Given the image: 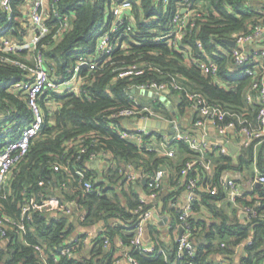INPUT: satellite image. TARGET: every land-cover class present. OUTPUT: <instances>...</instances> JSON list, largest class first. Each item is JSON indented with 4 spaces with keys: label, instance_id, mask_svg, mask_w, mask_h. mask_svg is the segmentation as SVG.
<instances>
[{
    "label": "trees",
    "instance_id": "1",
    "mask_svg": "<svg viewBox=\"0 0 264 264\" xmlns=\"http://www.w3.org/2000/svg\"><path fill=\"white\" fill-rule=\"evenodd\" d=\"M2 2L0 0V48L4 39L26 41L29 23L26 9L30 0H10L11 20ZM112 3L113 0H60L57 4L51 1L48 24L53 33L61 26L55 10L70 16L69 29L57 40L52 36L45 37L29 60L27 51L6 54L13 60L33 65L34 57L41 51L45 68L59 79L68 75L78 56L97 59L98 68L91 73L88 67L82 69V94H53L51 98L44 95L40 99L44 124L32 140L24 160L14 168L9 186L5 189L0 185L2 213L17 222V225L7 224V235L0 240L5 243L0 249V264H115L121 257L117 253L118 239L139 264H188L187 260L177 259L176 239L171 247H167L161 237L162 233L165 236L164 232L158 231L153 223L149 224L146 237L155 245V252L146 254L136 248L132 241L139 215L134 212L141 205L143 196L157 192L156 212L168 214L173 219L171 230L179 233L180 228H177L184 220L178 206L184 205L186 181L196 176L199 178V196L187 220L193 228L197 250L194 264H264V186H255L252 193L246 192L237 199L241 209L258 204V217L243 219L239 215L234 221L217 207V203L226 198L224 190L219 188L213 195L206 188L208 183L219 186L224 173L250 165L256 142L246 147L248 152L241 155L235 165L232 156L221 155L218 163L212 162L211 173L202 172V166L198 165V172L190 171L184 179L181 172L186 164L200 157L187 143H172L177 146L176 159L138 148L134 142L119 136L114 127L120 123L112 117L119 108L131 104L130 87L149 81L164 82L169 76L179 74L185 89L172 91L178 105L177 113L168 108L165 110L170 117L176 115L182 122L183 131L190 130L197 135L192 128L200 129L195 126L200 117L194 110L193 94H200L208 103L255 123L259 102L253 108L248 106L246 93L251 90L258 98L252 85L259 79L262 69L251 75L239 68L237 75L232 76L229 67L234 64L233 48L226 40L250 34L257 25H264V0H199L193 5L195 12L191 20L194 25L188 27L179 50L170 48L165 40L158 38L170 29L172 17L181 11V0L167 3L164 0H137L127 12L132 17L133 30L122 37L112 56H101L97 54L98 39L101 26L111 20L108 13ZM198 13L202 16L198 17ZM104 19L106 22L98 26ZM123 44L127 45L125 49ZM196 60L214 61L219 67L218 80L205 77ZM123 66L142 67L146 72L141 76L118 79L115 70ZM26 79L21 68L0 61V141L3 140L0 154L8 139L17 140L23 128L33 122L27 91L17 87ZM189 110L192 112L190 117L187 116ZM232 121L238 124L236 118L229 116L223 121L217 119L218 124ZM155 135L161 138L162 134ZM82 148H87L88 152L81 154ZM215 151L208 150L206 154L211 159ZM94 152L107 154L104 158L106 172L101 173L90 166L88 157ZM254 163L264 174L262 160L255 158ZM56 165L59 170H55ZM128 166L144 174L145 179L129 180ZM162 169L164 176L160 188H151L152 177ZM86 182L92 183L94 192L85 191ZM31 197L59 201L60 205H67V211L33 210L23 216L21 205ZM71 204L75 206L69 208ZM202 209L214 215V223L195 216ZM98 225L101 229L92 240L90 252L82 253L87 236L75 235L77 230ZM242 244L245 245L243 254L236 260V250ZM68 248L74 249L75 256L70 258L63 254Z\"/></svg>",
    "mask_w": 264,
    "mask_h": 264
},
{
    "label": "built area",
    "instance_id": "2",
    "mask_svg": "<svg viewBox=\"0 0 264 264\" xmlns=\"http://www.w3.org/2000/svg\"><path fill=\"white\" fill-rule=\"evenodd\" d=\"M51 1L54 4H57L60 0H30L26 9V14L29 17L27 30H32L33 36L29 42H27V34L26 41L24 42L4 39L1 43L0 51L2 52L0 53V61L10 62L26 73V82L17 85V87L21 86L26 89L28 96L27 103L33 114V122L23 128L21 135L17 140L8 139L0 154V185L5 187V189L9 186L8 183L14 172V168L24 160L32 140L38 135L44 124V115L40 106V99L44 95H47V98H51L53 94H82V69L88 67L89 73H91L98 68L97 59L93 60V58L78 56L77 62L69 70L68 75L63 79H59L54 77V74L51 73L49 69L45 68V60L41 51H39L34 57L33 65L21 63L7 56L8 54L16 55L22 51H27V58L29 60L31 59L32 53L37 50L39 43L45 37L52 36V39L57 40L64 31L69 29L71 26L70 16L61 15L58 10H55V17L61 22V26L60 29L53 33V28L48 24L49 6ZM136 1L137 0H113L112 7L108 13V17L111 18V20H108V22L102 26L100 37L98 39L97 54H100L101 56H112L118 49L122 37L128 35V33L133 30L132 17H130L127 12L132 10L133 4ZM168 1L169 0H164L165 3ZM198 1L199 0H181V11L176 12L172 17L170 21V29L164 35L159 37L158 40H165L170 48L179 50V46H181L180 44H182V41L187 34L188 27L194 25V22L191 20L195 12L193 5ZM2 6L7 12H9V19L11 20L12 8L10 0H3ZM197 15L198 17L202 16L200 13ZM263 36L264 25H257L252 33L236 35L234 38L236 46L232 51L233 62L239 68L245 69L248 74H256V67L260 58L264 60V49L255 46ZM126 47L127 45L123 44V48L125 49ZM199 47L202 48V45L199 44ZM184 54L186 55V52H184ZM195 63L205 77L218 80L219 67L214 61L209 60L208 63H205L196 60ZM115 71L117 72V78L119 79L134 75H144L146 69L137 66H123ZM179 78H181L180 75L175 74L174 76H169L164 82L149 81L130 87L131 104L128 107L119 108L112 117L116 118L120 123V125L114 127V130L119 136L122 139L134 142L138 148L146 149L148 151H157L163 155L169 156L174 141H183L187 143L195 153L199 154L200 157L199 159H194L187 163L186 167L182 170L181 175L186 179L190 171L198 172V169L196 168L198 165L202 166V172L207 174L211 173L213 171V161L208 157L206 152L208 150H216L215 152H219L221 155H228L226 147L213 144L208 139L207 134L199 137L193 135L190 130L183 131L182 122H180L174 114L173 117L168 116L165 110V108L168 107L159 99L153 98L151 104H142L135 100V95L132 92L133 90H138L139 92H153L160 96L167 94V98L171 103L176 105V110H178V105L173 100L172 91L177 92L185 89L180 83ZM252 90L257 92V99L259 102V111L255 123H252L242 118L239 114L226 110L217 104L208 103L200 94H193L191 95V98L196 101L194 110L197 111V115L200 117L195 123V126L204 130H207L209 126H213L219 135L224 138H229L232 134L240 135L243 138L244 147L250 146L255 142L256 144L264 145V64L259 79L253 82ZM227 116L236 118L238 124L236 121L227 124L217 123V119L223 121ZM126 119L128 120L127 125L124 124V120ZM187 119H185L186 122H188ZM146 120L167 123L169 128L163 130L159 128H148L139 124L140 121ZM155 133L162 134L161 138H158ZM87 152V148H82L80 150L81 154H86ZM106 155L107 154L105 153L98 152L91 153L88 157L89 162L92 164L99 158L103 159ZM128 168L133 169L134 167L128 166ZM59 169V166L56 165L55 170ZM138 173L139 174L128 172V179L135 180L137 175L139 178L145 179L146 176L144 174L141 172ZM163 176L164 170L162 169L152 177L149 186L158 190L161 186ZM252 179L253 186H256L259 183L264 186V174L257 168L255 169V175ZM198 180L199 178L196 176V178L188 179L186 184L185 181H183V184L187 185L186 203L183 206H178L181 208L182 219L184 221L180 227L177 228H180V233L176 236V255L178 260H187L188 264H194L193 259L197 254L196 246L194 244L193 228L187 220L193 213V203L198 200ZM206 188L207 191L213 195H216L219 188H222L225 192L226 198L235 206L238 205L237 199L246 194V190L231 176H227L226 178L222 177L219 186H213L208 183ZM84 189L88 193L95 191L91 182H86L84 184ZM157 199V192H152L147 196H143L141 199V205L134 212L135 214H138L139 217L136 222V233L132 244L146 254H152L156 249L153 243H145V238L147 228L149 224L154 222L155 214H157ZM175 205L176 203H174L173 206ZM177 205H179V202ZM70 206L73 207L75 204L69 205V208ZM257 207L258 204H255L254 206H244L242 210L246 216L255 218L258 217ZM21 209L23 216H27L33 210L39 212L67 211V205H60V202L55 200L52 201L46 198L38 199L37 197H31L21 205ZM7 224L17 225V222L2 213V209L0 208V240H4L7 235ZM169 228L171 229L172 227L170 226ZM86 236L87 238L85 242L93 238L89 233H87ZM107 244L108 239L106 240V246ZM222 246H225V244H222ZM244 246L245 245L242 244L239 247L244 248ZM63 254L70 258L75 256L73 248L64 250ZM115 264L139 263L131 256L130 251L125 250L121 254V257L116 260Z\"/></svg>",
    "mask_w": 264,
    "mask_h": 264
},
{
    "label": "crops",
    "instance_id": "3",
    "mask_svg": "<svg viewBox=\"0 0 264 264\" xmlns=\"http://www.w3.org/2000/svg\"><path fill=\"white\" fill-rule=\"evenodd\" d=\"M32 36H33V31L28 30V37L31 38ZM255 46H258V47L264 49V36L260 39L258 44ZM263 64H264V60L262 58H260L258 65L256 67L258 72H260L261 69L263 68ZM238 71H239L238 66H236L235 64L230 65L229 72L232 76H236ZM246 95H247L246 98H247L248 106L253 108L254 105L258 104L257 95L253 91L249 90L246 93ZM151 99L153 101L152 97H151ZM173 100L175 101L174 98H173ZM162 103H164V102H162ZM187 116H189V117L192 116V112L190 110L188 111ZM192 131H194L197 134V136H199V137H201L202 135L205 136L207 134L208 139L213 144H218L219 146L222 145V146L226 147L228 155L232 156L234 159V161H233L234 165H235L237 160L239 161V159H240L239 157H241V155L245 154L249 150L246 147H244L243 138L241 136L232 134V136H230L229 138L221 137L219 135V133L216 131L215 127H213V126H209L207 130L192 128ZM177 151H178L177 146L176 145L172 146L170 157L176 159L178 156ZM253 155H254V160L250 165L244 166L239 170L226 172L223 175V178H226L227 176H231V177L235 178L241 184V186L246 190V192L249 194L252 193V190L255 186V185L253 186V179H252L253 175L255 174V169H256L255 163H254L255 158L257 159V161H258V158L262 160L261 166L264 168V145L254 144ZM220 156H221V154L219 152H215L214 156L211 157V160L214 163H218ZM104 158L103 159L102 158L97 159L92 164H90V166L94 170H99V172H101V173L106 172L105 170L107 168L106 167L107 163L105 162L106 160H104ZM262 167H260V168H262ZM128 172L134 173V174H139L136 171V168H133V169L127 168V173ZM135 179L136 180H138V179L144 180V179L139 178L138 175ZM139 189H140V192H143L142 187H140ZM182 203L183 204L186 203V198H183ZM217 207L219 208V210L224 211L230 217L229 219H232L233 221L236 220V218L239 215L243 219H245V217H246L244 215L243 210L241 209L240 205L238 204L235 206L234 204L229 202V200L227 198L220 200L217 203ZM195 214H196L195 216L198 219L202 218L208 223H211V222L214 223V220H215L214 215L206 209H202V211L196 212ZM172 224H173V219H171L168 214H164L163 212H160L159 214L158 213L155 214L154 222H153L152 226L157 228L158 231L164 232L165 236L163 237L162 236L163 233H162L161 237H162V241L166 243L167 247H171L173 245L174 239H176V238H173V236H177V234H178V232L175 229L171 230L169 228ZM100 229H101L100 225L85 228V229H79V230H77L75 235H77V234H86L87 235V233H89L94 238L96 235H98V232L100 231ZM147 231H149V230L147 229ZM170 233H172L173 236ZM93 238L90 239L89 241L85 242L84 249H83L82 253L90 252L91 247H92ZM146 238H147L146 241L148 242L150 238L149 239H148V237H146ZM116 242H117L116 246L118 249L117 253H118V255H121V253H123L125 250H127V248L124 247L121 240L118 239ZM4 246H5V243H0V249L4 248ZM242 250H243V248H240V247H239V250H236V253H237L236 254V260H238L241 256V254H243Z\"/></svg>",
    "mask_w": 264,
    "mask_h": 264
},
{
    "label": "water",
    "instance_id": "4",
    "mask_svg": "<svg viewBox=\"0 0 264 264\" xmlns=\"http://www.w3.org/2000/svg\"><path fill=\"white\" fill-rule=\"evenodd\" d=\"M226 43L229 44L230 47L234 48L236 46V41L235 40H226ZM134 94H142V95H145V96H149V97H152V98H157L159 99L161 102H164L165 106L168 107L169 110H173L174 114H176V105H174L173 103H171L169 101V99L167 98V94L164 95V96H160V95H156L154 94L153 92H146V91H142V92H139L138 90H133L132 91ZM124 124L127 125L128 124V120H124ZM139 124L141 126H146L148 128H159V129H168L169 128V125L167 123H163V122H158V121H151V120H146V121H140ZM146 184V181L144 182ZM257 187L258 188H261L262 187V184H257ZM245 215V214H244ZM246 216V215H245Z\"/></svg>",
    "mask_w": 264,
    "mask_h": 264
},
{
    "label": "rangeland",
    "instance_id": "5",
    "mask_svg": "<svg viewBox=\"0 0 264 264\" xmlns=\"http://www.w3.org/2000/svg\"><path fill=\"white\" fill-rule=\"evenodd\" d=\"M264 5V4H263ZM106 22V20L104 19L103 21L102 20H100L99 21V23H98V26H99V24L101 25V24H103V23H105ZM103 26V25H102ZM101 26V27H102ZM31 40V38L30 37H28L27 38V42H29ZM135 95V100L137 101V102H140V103H142V104H151L152 103V99L149 97V96H145V95H142V94H134ZM3 141V140H2ZM2 141H0V147H1V145H2Z\"/></svg>",
    "mask_w": 264,
    "mask_h": 264
}]
</instances>
